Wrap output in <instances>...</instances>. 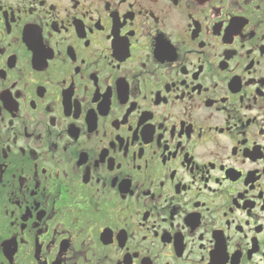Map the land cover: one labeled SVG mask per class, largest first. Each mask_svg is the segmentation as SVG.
Instances as JSON below:
<instances>
[{
  "label": "flooded vegetation",
  "instance_id": "flooded-vegetation-1",
  "mask_svg": "<svg viewBox=\"0 0 264 264\" xmlns=\"http://www.w3.org/2000/svg\"><path fill=\"white\" fill-rule=\"evenodd\" d=\"M0 264H264V0H0Z\"/></svg>",
  "mask_w": 264,
  "mask_h": 264
}]
</instances>
